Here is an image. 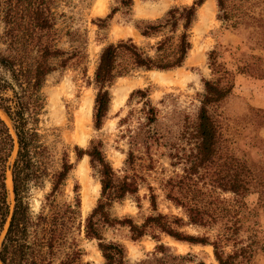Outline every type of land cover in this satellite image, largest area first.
<instances>
[{
	"label": "trees",
	"instance_id": "trees-1",
	"mask_svg": "<svg viewBox=\"0 0 264 264\" xmlns=\"http://www.w3.org/2000/svg\"><path fill=\"white\" fill-rule=\"evenodd\" d=\"M58 1L0 0V111L9 122L8 125L0 115V264H77L83 255L74 236L79 231V195L75 191L72 204L57 201L74 164L67 149L58 151L47 144L46 135L38 128L46 105L42 89L47 77L71 62H80L87 44L86 32L71 26L66 14L57 11ZM113 1L117 7L97 20L99 29L105 28L119 10L131 15L133 0ZM204 1L172 7L155 20L135 22L141 37L156 39L148 49L130 38L102 48L92 81L97 90L92 113L96 130L108 113V88L117 78L137 70L164 72L184 65L191 50L190 30ZM216 1L219 20L228 23L226 1ZM63 43L68 47L63 48ZM218 55L217 50L207 55V63L217 77L202 80V93L197 95V105L190 112L182 109L172 94L157 103L159 108L147 90L131 92L128 102L136 99L140 107L135 126L123 134L128 145L124 175L112 168L101 142L92 141L86 150L74 147L77 160L89 158L100 184V196L83 222V233L85 239L96 242L104 264H130L125 247L104 237L105 229L117 226L127 228L132 241L149 236L156 242L154 251L136 264L192 262L191 254H175L161 243L162 235L190 246L211 247L217 264H249L253 246H258L254 240L259 232L241 198L252 190L264 191V185L259 182L260 171L252 164L234 158L226 163L219 154L221 127L215 110L232 95L233 72L218 61ZM255 59L251 65L239 66L238 72L264 78L262 60ZM133 113L130 110L120 123L127 124ZM263 115L262 110L254 112L255 118L263 119ZM154 153L163 155L172 167L181 170V174L168 178L163 187L165 198L181 210L182 216L159 213L157 196L148 187L151 213L141 223L130 217H114L110 210L115 202L127 197L139 200L138 177L129 174L138 160L137 154L153 161ZM8 172L12 209L8 203ZM47 181L50 190L35 212L30 206L31 191L42 188ZM217 190L237 197L236 207L220 199ZM246 223L250 225L245 226ZM218 224L222 227L211 235L209 232ZM187 228L207 232L192 235ZM242 231L249 233L248 243L241 239ZM229 246L233 250L226 252Z\"/></svg>",
	"mask_w": 264,
	"mask_h": 264
},
{
	"label": "rangeland",
	"instance_id": "rangeland-1",
	"mask_svg": "<svg viewBox=\"0 0 264 264\" xmlns=\"http://www.w3.org/2000/svg\"><path fill=\"white\" fill-rule=\"evenodd\" d=\"M194 1L133 0L130 16L119 10L103 29L98 28L97 20L104 19L112 8L117 7L113 0L58 1L57 11L66 14L71 26L79 27L86 32L87 44L85 56L80 62H71L64 70L56 71L47 77L42 89L46 105L39 117L38 128L41 134L46 135L47 144L54 145L58 151L67 149L69 160L74 164L65 186L57 196V201L72 204L75 191L79 195L80 206L76 222L79 231H76L74 236L83 250V255L77 264H104V260L96 247V242L85 239L83 233V222L100 196V184L96 173L90 167L89 158L83 156L77 160L74 147L86 150L92 141L101 142L102 150L112 168L119 175H124L128 145L123 134L128 127L135 126L140 107L136 99L128 102L131 92L138 89L147 90L149 98L155 105L164 96L172 94L178 98L181 108L190 112L197 105V95L202 93V80H214L217 77L207 63V55L212 50L219 52L218 61L233 72L232 95L215 110V118L221 127L219 154L226 163H230V158H234L252 164L254 169L260 171L259 182L264 185V115L263 119L254 117L256 110L264 111V108L252 105L254 102H257L256 105H264V78L251 73H239L237 70L239 66L255 63L256 57L261 58L264 67V0H225L229 13L228 23L219 20L218 16H221V13L217 1L205 0L203 6L197 10L196 20L190 30L191 50L184 65L164 72L137 70L117 78L108 88L111 98L108 113L101 128L99 130L94 128L92 113L97 90L92 81L102 48L130 38L139 47L148 49L156 39L141 37L134 27L135 22L161 18L170 8L190 6ZM67 47L68 45L63 43V48ZM130 110L134 112L133 117H130L127 124H121L120 120ZM0 115L7 120L1 111ZM137 155L138 160L129 174L134 173L138 177L139 200L127 197L122 202H115L110 213L117 218L130 217L141 223L143 217L151 213L147 189L151 187L157 196L159 213L182 216L181 210L176 209L165 198L166 191L163 187L168 178L181 174L180 168L172 167L170 161L159 153L153 154V161ZM218 162L222 164L223 161ZM82 165L85 170L81 168ZM6 178L8 203L12 209L9 172ZM49 190L50 184L47 181L42 188L31 191L30 206L33 211L39 210ZM258 191L252 190L250 194L241 198L259 232L257 239L254 240L258 241V246H253L254 251L249 264H264V191L261 189ZM217 194L232 208L236 207L237 197L220 190H217ZM248 225L250 223H246L245 226ZM221 227L218 224L209 233L216 234V230ZM243 230L246 231V228ZM186 231L192 235L207 232L196 228H187ZM244 231L240 237L244 243H248L249 233ZM104 237L125 247L130 264L145 259L156 246V242L149 236L138 241L130 240L128 229L120 226L105 229ZM160 239L161 243L175 254H191L194 258L187 264L199 262L217 264L209 246H190L164 235ZM231 250H233L231 246L226 248V252Z\"/></svg>",
	"mask_w": 264,
	"mask_h": 264
},
{
	"label": "bare ground",
	"instance_id": "bare-ground-1",
	"mask_svg": "<svg viewBox=\"0 0 264 264\" xmlns=\"http://www.w3.org/2000/svg\"><path fill=\"white\" fill-rule=\"evenodd\" d=\"M155 73H156V72H152V74H155ZM159 74H162V73H159ZM155 78H156V77H155ZM160 79H161V78H160ZM158 81H159V80H158ZM85 114H86V113H85ZM87 115H88V114H87ZM5 121L8 123V120H5ZM81 168H83V170H85V167H84L83 165L81 166ZM84 172H85V171H84ZM86 192H87V189H86ZM87 193L89 194V192H87ZM87 193H86V194H87ZM87 196H88V195H87ZM87 196H86V197H87ZM88 198H89V197H88ZM88 198H87V199H88ZM87 201H89V200H87ZM85 203H86V202H85ZM87 204H89V203H87Z\"/></svg>",
	"mask_w": 264,
	"mask_h": 264
},
{
	"label": "crops",
	"instance_id": "crops-1",
	"mask_svg": "<svg viewBox=\"0 0 264 264\" xmlns=\"http://www.w3.org/2000/svg\"><path fill=\"white\" fill-rule=\"evenodd\" d=\"M255 103H257V102L252 103V105H254L255 107H259V108H264V105L263 106L262 105H256Z\"/></svg>",
	"mask_w": 264,
	"mask_h": 264
}]
</instances>
